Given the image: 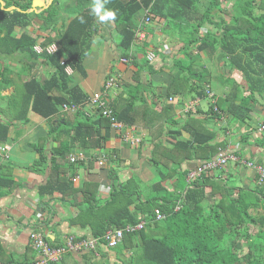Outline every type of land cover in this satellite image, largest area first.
Instances as JSON below:
<instances>
[{"label":"trees","instance_id":"1","mask_svg":"<svg viewBox=\"0 0 264 264\" xmlns=\"http://www.w3.org/2000/svg\"><path fill=\"white\" fill-rule=\"evenodd\" d=\"M30 1L14 0L22 10L29 7ZM76 1L79 10L64 32L46 40L60 45L59 51L45 53L46 59L54 66L49 77L37 79L27 70H22L18 74L20 82H17L7 67L0 71V91L14 86L11 94L5 97V111L11 114L21 111L15 119L23 122L28 121L29 111L50 120L48 135L34 145L39 159L30 166L36 170L38 164H51L49 180L39 187L42 195L51 191H59L63 195L74 192L67 176L68 172L73 173V164L68 158L71 149L75 146L100 147L104 140L100 129L110 127L109 119L96 110L91 116L85 115L83 105H86L89 95L66 70L70 67L85 74L82 60L90 51L96 30L94 15L89 12L90 0ZM224 1L232 2L231 9L222 5ZM106 7L117 12L114 22L120 36L118 48L121 59H130V64L135 67L132 79L136 81L133 84L116 79L120 90L109 105L117 120L129 126L146 128L152 135L153 148L147 159L156 172L151 189L154 195L144 201L138 200V184L133 189L131 180H127L114 187L109 199L99 204L95 189H91L96 185L87 183L81 188L83 202L71 222L89 225L92 236L101 237L110 228L137 223L141 214L146 220L145 227L126 233L113 247L119 258L123 256L122 264H264V185L239 186L224 178L219 183L217 176L220 179L221 170L202 173L184 184L187 173L179 168L183 160L195 157L200 162L206 161L220 148H226L227 143L216 141L217 133L208 128L205 119L188 113L181 129L192 138L179 139L177 132L174 134L176 142L170 147L164 145L160 137L164 125L174 121L168 120L163 111H158L145 94L148 89L140 79V71L147 65L130 57L138 29L133 15L141 9L149 11L151 20L165 18L172 21V24L165 25L166 29L172 34L185 36L182 51L189 62L175 61L179 72L172 79L168 90L170 96L183 92L205 97L203 86L209 81L205 75L207 70L204 65L197 69L200 57L193 54L192 48L205 50L211 56L220 49L224 65L229 70L240 71L244 84L227 80L230 91L217 97L216 105L222 113L243 125L250 120L253 101L257 97L264 101V0H108ZM49 12L47 21L55 17L53 6ZM217 12L230 14L231 21L218 16ZM80 17H83V22ZM27 18L28 14L24 12L9 14L0 10V32H5L0 40L1 52L12 53L22 48L21 41L11 43L10 48L1 43L10 36L14 26L27 23ZM206 23L212 24L216 30L208 29L201 34ZM63 103L78 104L80 108L75 112L59 113ZM220 111L209 110L210 115H218ZM11 120L0 121V143L8 136ZM49 138L57 142L50 157L44 152V142ZM247 140L248 135L243 136V141ZM258 144L264 153V137ZM107 154L109 160L116 156L115 150H108ZM171 175H177L175 190L184 188L182 200V194L170 192L162 185ZM60 184L65 185V189ZM3 194L5 191H0V195ZM176 200L182 204L177 210ZM156 208L165 214L161 221L153 220ZM258 209L262 211L252 213ZM252 227L257 228L254 234ZM126 251H130L128 256L123 254Z\"/></svg>","mask_w":264,"mask_h":264},{"label":"crops","instance_id":"2","mask_svg":"<svg viewBox=\"0 0 264 264\" xmlns=\"http://www.w3.org/2000/svg\"><path fill=\"white\" fill-rule=\"evenodd\" d=\"M222 5L224 7L227 5L229 9L232 6L229 1H224ZM52 6L55 17L47 21L46 18L49 17ZM76 6V0H31L29 7L22 10L14 0H0V10L9 14L14 11L28 14L27 23L14 26L10 36L1 43L10 48L11 43L21 41L22 48L12 53L0 51V71L7 67L17 82H20L18 74L22 70H27L37 79L47 78L39 74H45L48 71L52 73L54 66L46 59L45 53L59 51L60 45L56 41L47 42L46 40L53 39L64 32L79 10ZM217 14L231 21L227 15L224 16L221 12ZM146 16H150L147 9H141L133 15V20H136L140 32L139 36L136 32L130 48V57L147 65L140 71V79L148 89L145 94L158 111H163L168 120L174 121L168 126L164 125L160 136L162 143L168 147L172 146L176 142L174 134L177 132H179V139L190 140L192 136L182 130L181 126L188 113L198 114L199 118L206 120L208 128L216 131V141H225L226 148L236 154L239 160L241 158V161L229 162L220 171V179L217 176V181L221 183V178H224L239 186L255 187L256 173L242 161L249 159L264 166V153L258 144L260 138L264 137V130L259 128V125L264 123V101L259 97L253 101L250 120L243 125L232 120L229 115L222 113L219 109L215 110L217 97L225 96L230 91L231 86L227 80L233 79L241 85L244 84L242 73L237 69L229 70L224 65L220 49L211 56L205 50H197L195 47L192 48V52L201 60L196 65L197 69L204 65L207 70L205 75L209 81L203 86L205 97L195 94L187 95L183 92L170 96L168 90L172 79L179 72L175 61L189 62L182 51L185 36L179 33L172 34L166 29L165 25L172 24V21L161 18L145 22ZM94 20L96 30L93 41L89 53L82 60L85 74L70 67H67V72L88 95L102 90L108 76L136 84V81L132 79L134 65L130 64L128 58L127 62L121 59V51L118 48L120 36L116 32L115 22L101 23L95 16ZM208 29L216 30L212 24L206 23L200 33ZM3 36L5 32L1 31L0 40ZM207 87L214 94V100L207 95L205 91ZM13 90L14 86H11L0 91V121L12 119L6 140L0 143V147L4 145L9 147L6 154L0 151V191H5V194L0 195V263L28 264L39 257V253L30 243L29 235L32 230L39 231L54 246L62 244L69 235L79 238L93 237L89 225L83 226L81 223L71 222L79 212V204L83 202L84 193L81 188L87 183L96 185L91 189H95L99 204L109 199L114 187L127 180H131L133 189L138 184L140 191L138 200L144 201L146 197L154 195L151 189L156 179V172L147 159L153 148L152 135L146 128L126 124L121 128L101 127L100 132L104 140L100 147L75 146L71 149L68 158L73 164V173L68 172L67 176L71 179L74 192L63 195L59 191H51L42 195L39 187L49 180L51 164H38L35 166L36 170L30 169V166H34L39 159V153L34 145L40 138L48 135L50 120L29 111L28 121L23 122L15 119L21 111L15 114L5 111V97ZM119 90L118 85L112 87L108 91V99L111 101ZM169 97L174 99L170 101ZM203 100H206L207 105L202 104ZM187 102L192 103L193 106L189 110H186ZM83 108L85 115H93L89 104L84 105ZM210 108L221 113L210 115ZM59 111V113L64 112L61 106ZM124 133L138 138L139 141L131 144L125 140ZM245 135H248L246 142L243 141ZM55 147H57L55 140L52 138L46 140L45 154L50 157ZM108 150L116 152V156L111 160L108 158ZM103 155L106 156L105 163L99 165L98 161ZM71 157H74V160H71ZM199 162L200 160L195 157L185 159L179 165L180 171L188 173ZM176 182L178 183L177 175H171L162 182V185L170 192L175 191L181 195L184 188L175 190ZM187 182L186 176L183 183ZM60 187L65 189L63 184H60ZM141 216V214L138 215L139 219H144ZM123 254L128 256L130 251ZM122 258L123 256L119 258L114 248L99 245L96 252L67 253L56 264H122Z\"/></svg>","mask_w":264,"mask_h":264},{"label":"built area","instance_id":"3","mask_svg":"<svg viewBox=\"0 0 264 264\" xmlns=\"http://www.w3.org/2000/svg\"><path fill=\"white\" fill-rule=\"evenodd\" d=\"M151 21L150 16L145 17V22ZM140 30L137 29V35L139 36ZM123 62H127V59L123 58ZM117 86L116 79L112 76H108L103 84L102 90H98L89 95L88 101L86 104L91 106V110L94 113L95 110L98 113H101L102 116L106 117L110 121V126L113 128H121L125 124L116 119L112 108L109 105L110 100L108 99V91ZM207 95L214 100V94L206 88ZM174 98L169 97V100L172 101ZM186 110L191 109L192 103L187 102ZM84 106V105H83ZM80 108L78 104H67L64 103L61 105V110L75 112ZM215 110H218L217 107H214ZM260 130H264V123L259 125ZM125 140L134 144L138 142V138H134L124 133ZM9 147L4 145L0 147V151L4 154L7 153ZM71 160H74V157H71ZM106 156L103 155L102 158L98 161L99 165L105 163ZM237 162L239 157L229 151L227 148H220L217 154L203 162H200L194 169H191L187 173V181L190 183L193 179L200 176L202 173H214L216 170H222L226 167L229 162ZM246 166L252 168L256 172L257 183L259 185H264V166L261 164H253L250 160L242 161ZM182 206L181 201H177L175 209H179ZM165 218V214L158 208L154 211L153 220L159 221ZM146 225V220L142 219L135 224L129 223L123 227L111 228L105 231L101 237H90V238H79L75 235H69L65 238L64 242L60 245H51L44 236L37 230H32L30 232V243L34 250L39 253V257L35 260H32L28 264H56L60 262L63 256L70 252H81V251H93L96 252L99 245H105L109 248L117 246L123 239L126 233H132L137 230L143 229ZM4 264V263H0Z\"/></svg>","mask_w":264,"mask_h":264},{"label":"clouds","instance_id":"4","mask_svg":"<svg viewBox=\"0 0 264 264\" xmlns=\"http://www.w3.org/2000/svg\"><path fill=\"white\" fill-rule=\"evenodd\" d=\"M108 0H90L89 12L94 15L101 23L114 21L117 12L114 9L106 7ZM83 22V17H80Z\"/></svg>","mask_w":264,"mask_h":264},{"label":"rangeland","instance_id":"5","mask_svg":"<svg viewBox=\"0 0 264 264\" xmlns=\"http://www.w3.org/2000/svg\"><path fill=\"white\" fill-rule=\"evenodd\" d=\"M229 4H230V2H229ZM231 4H232V2H231ZM226 8L229 9L230 7H227V5H226ZM223 15H224V16L227 15V16L230 18V14H227V13L225 14V13H224ZM200 61H201V60H200ZM0 67H1V66H0ZM50 73H51V72L48 71V72H45V74H39V75H43L44 77H49V76L51 75ZM19 81H20V80H19ZM18 85H20V84H18ZM20 92H21V90H20ZM1 101H2V99H1ZM206 103H207L206 100H203V101H202V104H203V105H207ZM250 161L253 162L254 165H256L255 162H254L253 160H250ZM255 173H256V172H255ZM256 177H257V176H256ZM261 211H262L261 209H258V210H252V213H259V212H261ZM161 220H163V219H161ZM161 220H159V221H161ZM251 232H252V234L256 233V232H257V228H256V227H252V228H251Z\"/></svg>","mask_w":264,"mask_h":264}]
</instances>
